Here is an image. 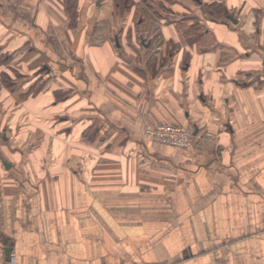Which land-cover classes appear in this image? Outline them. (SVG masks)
<instances>
[{
	"label": "crops",
	"instance_id": "crops-1",
	"mask_svg": "<svg viewBox=\"0 0 264 264\" xmlns=\"http://www.w3.org/2000/svg\"><path fill=\"white\" fill-rule=\"evenodd\" d=\"M2 94L0 264H264V0H0Z\"/></svg>",
	"mask_w": 264,
	"mask_h": 264
},
{
	"label": "rangeland",
	"instance_id": "rangeland-1",
	"mask_svg": "<svg viewBox=\"0 0 264 264\" xmlns=\"http://www.w3.org/2000/svg\"><path fill=\"white\" fill-rule=\"evenodd\" d=\"M10 80H13V78H10ZM2 96L4 98L1 97L0 99V105L2 106V110H0V119L3 118V122L1 121L0 123V148L2 147L5 148L10 158L12 156V153L9 150L11 149H9L6 144H4L5 139L3 136H7V138H10V139L12 138L13 140H15L14 145H16V143H19L21 144V148L24 147V149L27 150L30 148L29 146L31 145L33 140L38 139V138H41V139L46 138L45 135H47L44 129L35 130L31 128L32 125L31 123H29L30 120L38 119V120H41L42 123L48 126L54 123L57 129L62 125L60 124V119H58L59 115H55L51 117L46 116V118L41 115H38L36 116L37 119H35L34 116L30 117V115L28 116L27 113L24 112L25 110L21 107L23 105H19L17 102H14L11 99L10 100L5 99L9 97H5L4 94H2ZM5 126L7 127L6 129L4 128ZM91 134L90 136H92ZM23 142H26V144L25 145L22 144ZM16 154L18 156V160L16 161H19V159L23 158V156L20 155L19 153H16ZM3 160H6L8 162L7 159H3ZM104 167H105L104 165L100 164L98 168L104 169Z\"/></svg>",
	"mask_w": 264,
	"mask_h": 264
},
{
	"label": "built area",
	"instance_id": "built-area-1",
	"mask_svg": "<svg viewBox=\"0 0 264 264\" xmlns=\"http://www.w3.org/2000/svg\"><path fill=\"white\" fill-rule=\"evenodd\" d=\"M145 133L152 140L179 147H188L193 138V132L182 124L170 122L148 123Z\"/></svg>",
	"mask_w": 264,
	"mask_h": 264
},
{
	"label": "trees",
	"instance_id": "trees-1",
	"mask_svg": "<svg viewBox=\"0 0 264 264\" xmlns=\"http://www.w3.org/2000/svg\"><path fill=\"white\" fill-rule=\"evenodd\" d=\"M207 9L208 11H210V13L212 14H215L216 12L219 14L217 15H221V14H224V8H223V5L221 3H212V4H209L207 5ZM10 76L7 74V73H4L3 74V80H4V84L6 85V87H8L10 90H13L14 89V86H15V82H13L12 80H10Z\"/></svg>",
	"mask_w": 264,
	"mask_h": 264
},
{
	"label": "water",
	"instance_id": "water-1",
	"mask_svg": "<svg viewBox=\"0 0 264 264\" xmlns=\"http://www.w3.org/2000/svg\"><path fill=\"white\" fill-rule=\"evenodd\" d=\"M229 17L231 18V19H233L234 21L236 20L235 19V17L234 16H232V15H229ZM3 163H4V165L7 167V168H9L10 167V163H8L6 160H3ZM12 246L11 247H8L6 250H7V256H8V258H10V253L12 252Z\"/></svg>",
	"mask_w": 264,
	"mask_h": 264
}]
</instances>
